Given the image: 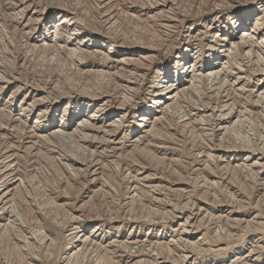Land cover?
Here are the masks:
<instances>
[{"label":"rangeland","instance_id":"obj_1","mask_svg":"<svg viewBox=\"0 0 264 264\" xmlns=\"http://www.w3.org/2000/svg\"><path fill=\"white\" fill-rule=\"evenodd\" d=\"M64 14L73 16V24L57 28ZM253 24L261 33L240 39ZM74 33L83 40L80 45ZM263 33L264 0H0V76L9 80L0 84V146L17 149L12 152L17 153L18 174L29 184L27 197L21 198L26 223L0 229V261L23 264L25 249L44 264H55L48 256L66 248L71 215H82L87 231L102 223L107 232L109 220L124 219L120 232L126 235L137 224L132 233L160 242L165 254L175 213L186 202L205 214L202 233L210 229L203 243L194 245L189 262L218 264L236 249L218 251V243L237 240L229 247H239L264 239L259 234L264 232V166L257 181L245 173L238 177L240 169L230 167L245 159L232 152L234 145L264 152ZM211 71L219 78L214 73L209 79ZM168 83L179 84L178 101L154 115L156 102L169 95ZM32 96L39 102L26 114V125L10 122ZM84 113L104 119L103 128L89 123L78 128ZM142 117L150 122L143 124ZM55 125L71 136L72 147L57 137L36 138ZM73 148L79 149L76 155ZM57 154L80 162L78 176L50 166ZM88 164L104 167L94 176L95 167ZM144 175L159 184L162 199L152 198L140 179ZM131 180L137 189L129 195ZM186 181L188 186H182ZM225 203L233 214L220 221L216 211ZM255 213L254 223L244 222ZM53 222L60 224L58 229ZM216 222L225 228L223 234L215 233ZM42 230L49 236L43 243L35 235ZM50 236L56 237L52 243ZM115 257L108 251L101 261L112 264Z\"/></svg>","mask_w":264,"mask_h":264},{"label":"bare ground","instance_id":"obj_2","mask_svg":"<svg viewBox=\"0 0 264 264\" xmlns=\"http://www.w3.org/2000/svg\"><path fill=\"white\" fill-rule=\"evenodd\" d=\"M20 6H23L21 4H19ZM18 6V5H17ZM37 8H34L32 11V14H34V12H36ZM250 12V11H249ZM60 14V13H59ZM34 16H36V13L34 14ZM247 23V22H246ZM245 22L241 21L239 24L240 25H245L247 27V24ZM255 23V22H254ZM73 24V16L69 15V14H64L63 18L58 22V26L59 25L69 28L71 27L70 25ZM256 25L258 26L257 22ZM256 25H252L250 28H246L239 36V38H243L245 36H250V34L252 35H258L260 34V26L257 29ZM73 26V25H72ZM56 28V27H55ZM56 28V29H57ZM54 33V32H53ZM74 38L73 41L76 40L74 43L77 45H80L81 42L83 41L82 39H79L76 35V33H74ZM264 34V33H263ZM44 36H50L48 34L44 35ZM261 36H263L261 34ZM248 37V39H250ZM255 37V36H253ZM239 39V40H240ZM256 39V38H255ZM85 40V39H84ZM260 40V39H259ZM263 40V39H262ZM243 41V40H242ZM245 41V40H244ZM254 41V40H253ZM247 42V41H246ZM245 42V43H246ZM261 42V40H260ZM73 43V44H74ZM254 43V42H253ZM72 44V43H71ZM260 44V43H259ZM230 46V45H229ZM247 46V45H246ZM74 47V46H73ZM248 48V47H247ZM250 50V49H249ZM73 51V49H72ZM76 51V50H75ZM229 52V51H228ZM195 59V58H194ZM226 59V58H225ZM195 63L192 61V65ZM226 64V63H225ZM194 66V65H193ZM202 67V66H201ZM214 67V65H213ZM216 67V66H215ZM192 68V67H191ZM193 70V69H192ZM213 70V69H212ZM214 71V70H213ZM217 72V71H216ZM209 73V79L211 77H213L215 72H208ZM195 74V73H194ZM198 74V73H197ZM224 74V72H223ZM216 75V73H215ZM214 75V76H215ZM222 75V74H221ZM264 75V74H263ZM193 76V75H192ZM197 76H200V74H198ZM202 76V75H201ZM217 78H219V75ZM215 76V77H216ZM196 77V75H195ZM200 78V77H199ZM203 78V76H202ZM226 78V77H225ZM236 78H238L236 76ZM262 78V77H261ZM6 79V78H5ZM3 77L0 76V84L5 82H9V80H5ZM216 79V78H215ZM192 80V79H191ZM194 80V79H193ZM192 80V81H193ZM237 80V79H236ZM261 80V79H260ZM190 81V80H189ZM235 81V80H233ZM239 81V80H238ZM231 83V82H230ZM234 84L236 82H233ZM4 84V83H3ZM179 85V84H178ZM178 85L175 84H171L168 83L167 90L168 92V96L165 97L162 100H158V107L159 109L156 110V112L154 113V115L160 113L163 114V112H165V109H168L173 106L174 103H177V98L176 96H179V93L181 92V89ZM243 87V86H241ZM240 87V88H241ZM258 87V86H257ZM264 91V88L262 89ZM183 91V90H182ZM15 92V91H14ZM36 93V92H35ZM12 94V93H11ZM261 93L257 94L260 96ZM256 95V96H257ZM264 95V94H263ZM177 96V97H178ZM181 96V95H180ZM258 96V97H259ZM43 97V96H42ZM176 98V99H175ZM179 98V97H178ZM182 97H180L181 99ZM177 100V101H176ZM37 102H39L38 100L36 101L35 98L32 96L29 104H27L25 107L21 108V112L17 114V116H12V118H10V122L16 124V125H20L22 124V127L24 125H26V114L29 112L30 108H32L33 106H35V104ZM156 107V106H155ZM227 107V106H226ZM11 108V107H10ZM227 109V108H226ZM251 109V108H250ZM209 110V108H208ZM220 110V109H219ZM230 110V109H229ZM232 110V109H231ZM230 110V111H231ZM206 111V110H205ZM223 111V110H222ZM229 111V112H230ZM250 111V110H249ZM96 112V111H95ZM228 112V111H227ZM233 112V110H232ZM203 113V112H202ZM219 113V112H218ZM226 113V112H225ZM240 113V112H239ZM245 111L243 110L241 112V115L244 114ZM247 113V112H246ZM94 114V113H93ZM92 114V115H93ZM96 114V113H95ZM204 114V113H203ZM223 113H221L220 111V115H222ZM233 114V113H232ZM99 115V114H97ZM208 114H206L205 116H207ZM211 115V114H210ZM228 115V114H227ZM225 115V117L227 116ZM82 119L80 124L77 125V127L81 128V129H85L87 128V123H89V125L91 127H95V125H98L99 127L102 126L105 123L104 119H98L96 117H93L91 115H87V114H82ZM203 116V115H202ZM218 116V115H217ZM239 116V115H237ZM236 116V117H237ZM161 117V116H160ZM230 117V116H228ZM154 116L152 117V119L154 120ZM140 119V118H139ZM198 120V119H197ZM141 121H143V124H147L149 121V118L147 117H142ZM140 122V121H139ZM154 122V121H152ZM37 123V122H36ZM107 123V122H106ZM233 123V122H232ZM6 124L9 125V122H7ZM68 124V123H67ZM66 124V125H67ZM154 124V123H152ZM220 124V123H219ZM142 125V124H141ZM151 125V124H150ZM4 126V125H3ZM14 126V125H13ZM111 126V124L109 125ZM20 127V126H19ZM21 127V128H22ZM98 127V128H99ZM222 127V126H221ZM227 127V126H226ZM225 127V128H226ZM14 128V127H13ZM28 128V127H27ZM24 127V129H27ZM33 128V127H31ZM77 128V129H78ZM103 128V126H102ZM150 128V127H149ZM2 129V128H1ZM19 129V128H18ZM101 129V128H99ZM113 129V128H112ZM222 129V128H221ZM40 130V129H39ZM44 130V129H43ZM47 130V129H46ZM65 130V129H64ZM61 128V125H55L53 127H51L48 131L46 136L43 135H39L36 134V138L39 137L41 139H43L44 137H57L58 139H60L61 141H64L66 143L70 144V135H66L65 131ZM76 130V128H75ZM80 130V129H79ZM109 130V129H107ZM34 132L36 133H41V131H38L35 129H33ZM106 131V130H105ZM111 131V129H110ZM44 132V131H43ZM73 132V131H72ZM77 132V131H76ZM225 132V130H224ZM111 133V132H109ZM113 133V132H112ZM69 134V133H68ZM74 134V132H73ZM76 134V133H75ZM112 135V134H111ZM140 136V135H139ZM138 136V137H139ZM137 137V136H136ZM38 139V138H37ZM40 139V140H41ZM48 139V138H47ZM133 139V138H132ZM108 140V139H107ZM141 140V139H139ZM15 142V141H14ZM113 142V139H112ZM116 142V141H115ZM129 143V142H128ZM114 144V143H113ZM134 144V146L136 144ZM139 144V143H138ZM8 144L5 145H1V156H0V174H1V184H0V215H4L5 216V222H0V229L3 231L10 230L11 228H14V225L18 222V225L22 223L25 224V218H23L22 213H20L21 211L23 212V210L21 209V204L24 202H26L25 200L21 199L23 196H26L25 190L27 189V187H29V184L25 182L24 177H21L18 174V161L16 158V155L12 152V150L16 149L13 148L11 149L9 146H6ZM17 146V145H16ZM241 146V145H240ZM244 145H242V147H240L241 150H238V148H236V146H232L231 150L232 152H234V154H239L243 155L245 157L244 162H241V164H234L233 166H230L231 163H226L224 165L230 166L233 170L235 169H240V172L237 176L239 177V175L241 176L242 173H245L246 176L250 177L251 180L253 181H257V179L259 180L258 177L259 173L262 169V166H264V152L258 150V148H254L252 149L249 146L243 147ZM13 147V146H12ZM28 147V146H27ZM75 147V146H74ZM133 147V146H132ZM50 148V147H49ZM53 148V147H52ZM51 148V149H52ZM31 149V148H30ZM54 150L56 149H52L50 150L51 153H54ZM74 153L76 155V153H78L79 149H74ZM263 150V149H262ZM17 151V149H16ZM133 152V151H132ZM229 153V152H228ZM47 154V153H46ZM225 154V153H224ZM54 156V155H53ZM214 156V155H213ZM231 156V155H230ZM63 156H61L60 154H57L55 157H53V161H49L50 166L52 167H59L62 169H66L69 172H74V174L76 176H78L76 173H79L77 168L80 165V162L77 161L75 158L72 157H66V159L62 158ZM237 157V156H234ZM52 158V157H51ZM215 158V156H214ZM219 158V157H218ZM233 158V157H232ZM50 159V158H49ZM118 159V158H117ZM206 160V159H205ZM214 160V159H213ZM212 160V161H213ZM220 160V159H219ZM225 160V159H223ZM238 160V159H237ZM207 161V160H206ZM222 161V160H221ZM232 161L235 162V160L232 159ZM248 163H247V162ZM210 162V161H209ZM216 162V161H215ZM213 161V163H215ZM208 163V162H206ZM211 163V162H210ZM245 163V164H244ZM218 164V163H217ZM221 164V163H220ZM85 165V164H84ZM96 165V166H95ZM103 165V164H102ZM105 165V164H104ZM119 165V164H118ZM223 166V165H221ZM86 167H95L92 169V172L94 173V176L96 174V171L98 170V168L101 169V167L104 166H99L97 167V164H88ZM119 169V166H117ZM196 168V167H195ZM222 168V167H221ZM76 170V172L74 171ZM100 171V170H99ZM98 171V172H99ZM91 172V173H92ZM102 172V171H101ZM100 172V174H101ZM73 174V173H72ZM153 174V173H152ZM136 176V175H135ZM243 176V175H242ZM241 176V177H242ZM154 177V176H153ZM141 180H144V187L146 188H150L151 192H152V198L156 201H158L157 199L160 198V190L158 189V185H152V183H150L151 181V177L149 176H142V178H140ZM153 182V181H152ZM156 182V181H155ZM175 182V181H174ZM259 182V181H258ZM162 183V182H161ZM177 183V182H176ZM254 183V182H253ZM262 183H264V181H262ZM170 185V184H169ZM182 186L186 187L188 186V181L184 182L183 184H181ZM195 185V184H194ZM162 186V185H161ZM165 186V185H164ZM198 188H201L202 185H196ZM171 187V186H169ZM193 187V186H192ZM196 188V187H194ZM137 189V185L135 183V180H131L129 182V184L127 185V192L128 194H134L136 192ZM149 189V190H150ZM171 189V188H170ZM177 190V188H175ZM174 189V190H175ZM180 189V188H178ZM148 190V189H147ZM190 190V189H189ZM188 191V190H187ZM189 194V193H187ZM186 196V195H185ZM150 198V199H152ZM190 198V197H188ZM162 199V198H160ZM185 200L187 198H184ZM191 199V198H190ZM55 200V199H54ZM184 200V201H185ZM189 200V199H188ZM178 201V200H177ZM190 201V200H189ZM197 202V201H196ZM160 203V201H159ZM178 203V202H177ZM187 203V204H186ZM186 203H182V208H179V212L175 213L174 216V224L173 226V230L172 233L169 235L170 237L172 236L173 238H169V240L165 241V243H167L165 246H169L170 248L167 250V253L164 254V252H161V244L160 246L158 245V242H151L150 241V237L148 235H138L135 232L132 233V231L135 230V228L137 227V224H131V229L129 231V233H127L126 235L121 234L120 232V228H122V225L124 223H126L127 221H125L124 219L120 222L116 221V220H109V230H113L115 231V234L110 233V231L108 230L107 232H105L104 230V225L102 223H97L95 224L94 227H92L91 230L87 231L86 226H84L82 223L83 220L82 219V215H78L77 217H74V215L70 216V227L69 229H67L66 233V238H67V246L66 248L63 250L62 254H59L58 256H53V255H49L48 259H52L55 264H103V262L101 261L104 258V254L107 253L108 251L112 253V256H116V262H112V264H134L136 262H146V264H195L194 262H189V260L193 257L194 251L193 247H198V246H194V245H199V243L203 240V237L205 238V235L207 233L208 229L205 233H202V231L205 229V227L203 226V221L204 220V216L202 211H201V207L196 208V203H191V207L189 206V202ZM179 204V203H178ZM186 206H188L187 208H183ZM204 204V203H203ZM228 203H225V205H223L222 207H220L217 211H216V218L220 221L222 220V218L226 217V216H232L233 211L231 209H229V206L226 205ZM184 205V206H183ZM178 206V205H176ZM180 206V204H179ZM198 206V205H197ZM174 207V206H173ZM172 207V208H173ZM175 209L177 210V208L175 207ZM202 209H205L202 207ZM172 210V209H171ZM175 210V211H176ZM168 211V210H165ZM170 211V210H169ZM206 211V210H205ZM173 212V211H172ZM36 213V212H35ZM208 213V212H207ZM37 214L39 216V212L37 211ZM169 214V212H168ZM212 214V213H209ZM25 215V214H24ZM174 215V214H173ZM208 215V214H207ZM213 215V214H212ZM212 215H211V219H212ZM171 216V215H170ZM169 216V217H170ZM258 216L257 213L251 215V217L249 219L244 220V222L248 223V225L250 224V222L252 223V221L256 220V217ZM25 217V216H24ZM207 217V216H206ZM171 218V217H170ZM227 218V217H226ZM208 219L210 220V215L208 217ZM16 220V221H15ZM131 220V219H128ZM169 220V219H168ZM172 220V219H171ZM208 220V221H209ZM212 220H215L212 219ZM237 220V219H236ZM133 221V220H132ZM136 221V220H134ZM155 221V220H154ZM207 221V222H208ZM217 221V220H215ZM234 221V220H233ZM240 221L243 222V220L241 219ZM239 221V222H240ZM253 221V223H254ZM105 222V221H104ZM156 222V221H155ZM206 222V224H207ZM212 222V221H211ZM227 222V221H226ZM68 223V222H67ZM71 223H73L71 225ZM133 223V222H132ZM139 223V222H138ZM210 223V221H209ZM217 223V222H216ZM236 223V222H235ZM238 223V222H237ZM256 223V222H255ZM263 223V222H262ZM148 224V223H147ZM205 224V226L207 227V225ZM214 224V223H213ZM220 224V223H219ZM219 224L217 223L216 225L213 226V229H215V233H221L223 234L225 228L223 230H221V226H219ZM241 224V222H240ZM260 224V223H259ZM60 224H57V222H53L52 223V227L54 229H58ZM139 225V224H138ZM157 225V224H156ZM209 225V224H208ZM67 227V226H65ZM156 228V227H155ZM163 228V227H162ZM204 228V229H203ZM44 229V228H43ZM207 229V228H206ZM46 230V229H44ZM42 230L37 231L35 233L36 236H39L41 238L40 242L43 243L44 241L47 242L49 240V236H46V231ZM138 230V228H137ZM212 230V228H211ZM228 230V229H227ZM151 231V230H150ZM59 233V231H57ZM152 232V231H151ZM170 232V231H169ZM196 232L200 233V236H198L196 238ZM210 232V231H209ZM57 233V234H58ZM214 233V234H215ZM38 234V235H37ZM145 234V233H144ZM159 234V233H158ZM228 234V233H227ZM261 234L260 236H262V234H264V232L259 233ZM155 235V234H154ZM168 236V235H167ZM175 236H177L175 238ZM259 236V237H260ZM264 236V235H263ZM166 237V236H165ZM164 237V238H165ZM220 237V236H219ZM245 237V236H244ZM54 238V239H53ZM50 236V241L49 243H52L53 240H56V237ZM62 238V237H60ZM156 238V237H155ZM163 238V237H162ZM223 238V237H222ZM65 239V236L63 237V241ZM158 240V239H157ZM205 240V239H204ZM216 240V239H215ZM219 240V239H218ZM246 240V239H245ZM248 240V239H247ZM259 241L257 242H250V244H243L240 245L239 247H229L233 244H235V240L231 241H225V242H220L218 243L215 248L218 251H228L231 248H236L234 249L235 251L233 253H231L230 256L228 257H223V259L218 262V264H264V257L262 256L263 254H261V250L264 247V239L263 237L258 239ZM244 241V240H243ZM163 242V241H162ZM206 242V241H205ZM216 242V241H215ZM218 242V241H217ZM60 243V242H59ZM179 243H182L184 246L177 249V246L180 247ZM203 243V241H202ZM233 243V244H231ZM237 243V242H236ZM243 243V242H242ZM117 246V249L119 248V253H114V251H112L113 249H111L112 246ZM163 246V245H162ZM160 248V249H159ZM201 248V247H200ZM196 249V248H195ZM199 249V248H198ZM197 249V250H198ZM203 250V248H201ZM199 249V250H201ZM115 250V249H114ZM196 250V252H197ZM198 250V251H199ZM22 255L25 258V262H23V264H44L43 260H40L39 257H37L36 255H30L28 254L25 249L22 250ZM204 251V250H203ZM127 252V256H125V253ZM195 252V253H196ZM200 253V252H199ZM198 253V254H199ZM202 253V251H201ZM228 254V253H227ZM224 255V254H223ZM103 257V258H102ZM221 257V256H220ZM202 259V258H201ZM219 259V258H218ZM3 260V259H2ZM13 260V259H11ZM9 261L6 262L5 259L4 261H0V264H18L14 261ZM104 260V259H103ZM105 261V260H104ZM113 261V260H112ZM195 261V258L194 260ZM22 263V262H21ZM106 263V262H105ZM104 263V264H105ZM111 264V263H110ZM213 264V263H212Z\"/></svg>","mask_w":264,"mask_h":264}]
</instances>
